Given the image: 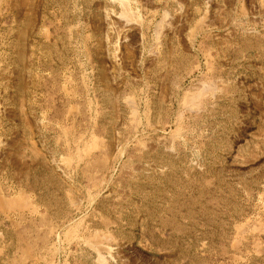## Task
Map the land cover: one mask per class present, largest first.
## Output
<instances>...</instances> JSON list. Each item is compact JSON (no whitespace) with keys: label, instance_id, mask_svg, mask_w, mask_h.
I'll list each match as a JSON object with an SVG mask.
<instances>
[{"label":"rangeland","instance_id":"374dc122","mask_svg":"<svg viewBox=\"0 0 264 264\" xmlns=\"http://www.w3.org/2000/svg\"><path fill=\"white\" fill-rule=\"evenodd\" d=\"M0 264H264V0H0Z\"/></svg>","mask_w":264,"mask_h":264},{"label":"bare ground","instance_id":"6f19581e","mask_svg":"<svg viewBox=\"0 0 264 264\" xmlns=\"http://www.w3.org/2000/svg\"><path fill=\"white\" fill-rule=\"evenodd\" d=\"M122 1V0H121ZM126 1V0H125ZM120 2V1H119ZM123 4H125V3H123ZM129 6V5H128ZM124 10V9H123ZM133 13V12H132ZM109 17V16H108ZM111 17V16H110ZM128 20V19H127ZM11 209V208H10Z\"/></svg>","mask_w":264,"mask_h":264}]
</instances>
